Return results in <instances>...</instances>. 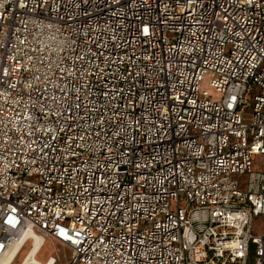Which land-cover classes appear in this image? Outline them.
<instances>
[{
  "label": "built area",
  "instance_id": "1",
  "mask_svg": "<svg viewBox=\"0 0 264 264\" xmlns=\"http://www.w3.org/2000/svg\"><path fill=\"white\" fill-rule=\"evenodd\" d=\"M23 232L264 264V0H0V263Z\"/></svg>",
  "mask_w": 264,
  "mask_h": 264
},
{
  "label": "rangeland",
  "instance_id": "2",
  "mask_svg": "<svg viewBox=\"0 0 264 264\" xmlns=\"http://www.w3.org/2000/svg\"><path fill=\"white\" fill-rule=\"evenodd\" d=\"M210 75H206L202 81L201 89L208 91L210 94L211 99H216L218 97V94H216L215 89L210 85ZM262 158L257 157L253 170L256 172H262L261 162ZM243 184L241 185L242 189H246L247 185V177L245 176L242 178ZM263 227V220L261 216H256L254 218V230L253 232L255 234H259ZM31 246V241H28L25 246L22 248L21 252L17 256L16 260L13 264H18L23 257L24 253L27 251V249ZM72 254V250L66 246L65 244H62L56 240H52L50 238H47L45 240V244L38 254L37 258L44 262L48 256H53L55 258V264H67V262L70 260Z\"/></svg>",
  "mask_w": 264,
  "mask_h": 264
},
{
  "label": "bare ground",
  "instance_id": "3",
  "mask_svg": "<svg viewBox=\"0 0 264 264\" xmlns=\"http://www.w3.org/2000/svg\"><path fill=\"white\" fill-rule=\"evenodd\" d=\"M28 237L30 238L29 240L31 241V246L24 253L18 264H55V258L53 256H48L44 262L37 258L45 244V239L34 233L29 234V232L22 233L20 239L13 244L10 252L2 259L0 264H13L21 252L22 247L25 246V241Z\"/></svg>",
  "mask_w": 264,
  "mask_h": 264
},
{
  "label": "crops",
  "instance_id": "4",
  "mask_svg": "<svg viewBox=\"0 0 264 264\" xmlns=\"http://www.w3.org/2000/svg\"><path fill=\"white\" fill-rule=\"evenodd\" d=\"M45 240H46V239H45ZM23 247H24V246H23ZM23 247H22V248H23Z\"/></svg>",
  "mask_w": 264,
  "mask_h": 264
}]
</instances>
